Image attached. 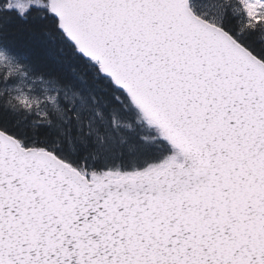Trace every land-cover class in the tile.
<instances>
[{
  "label": "snow or ice",
  "instance_id": "1",
  "mask_svg": "<svg viewBox=\"0 0 264 264\" xmlns=\"http://www.w3.org/2000/svg\"><path fill=\"white\" fill-rule=\"evenodd\" d=\"M0 264H264V0H0Z\"/></svg>",
  "mask_w": 264,
  "mask_h": 264
}]
</instances>
